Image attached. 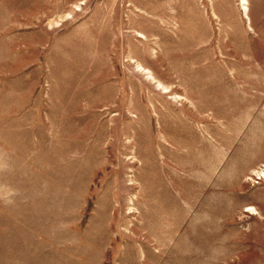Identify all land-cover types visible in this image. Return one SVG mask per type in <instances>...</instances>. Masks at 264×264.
Here are the masks:
<instances>
[{"label":"rangeland","instance_id":"obj_1","mask_svg":"<svg viewBox=\"0 0 264 264\" xmlns=\"http://www.w3.org/2000/svg\"><path fill=\"white\" fill-rule=\"evenodd\" d=\"M0 264H264V0H0Z\"/></svg>","mask_w":264,"mask_h":264}]
</instances>
